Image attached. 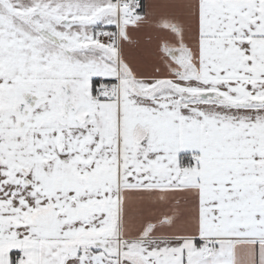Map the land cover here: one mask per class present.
<instances>
[{
    "label": "snow or ice",
    "instance_id": "obj_1",
    "mask_svg": "<svg viewBox=\"0 0 264 264\" xmlns=\"http://www.w3.org/2000/svg\"><path fill=\"white\" fill-rule=\"evenodd\" d=\"M0 264H264V0H0Z\"/></svg>",
    "mask_w": 264,
    "mask_h": 264
}]
</instances>
